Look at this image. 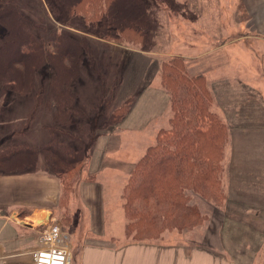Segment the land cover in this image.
Wrapping results in <instances>:
<instances>
[{"label": "rangeland", "instance_id": "374dc122", "mask_svg": "<svg viewBox=\"0 0 264 264\" xmlns=\"http://www.w3.org/2000/svg\"><path fill=\"white\" fill-rule=\"evenodd\" d=\"M115 1L117 8L123 10L125 2ZM17 2L22 15L38 24L35 28L37 35L34 33L36 37L44 38L58 28L86 47L78 48L75 53L80 58L74 96L75 103L83 113L78 112L71 117V130L76 135L72 139L75 142L72 147H80L83 151V154H78V158L81 157L79 162H71L70 166L61 162L55 173L45 164L47 151L43 148L52 137L50 128L54 125L55 106L52 100L44 103L41 100L34 108L33 98L41 89L38 80L49 75L47 66L39 71V75L35 69L36 63L31 67L25 66L24 62L11 67L17 72V81L22 90L30 81L35 82L27 95L18 96L7 86L0 87V145L4 138H10V131L23 130L24 134L18 137L20 142L39 144L34 146L39 149L37 163L30 165L31 170L27 171L56 179V173L60 172L67 176L69 174L68 178H71V191L65 194L61 186L60 195H64L62 204L58 200L46 213H35L32 216L35 223L41 222L38 215L45 213V219L52 218L68 234L72 263L75 248L80 244L101 242L93 239L91 234H84L87 228V222L83 219L86 212H82L85 208L79 199L80 184L92 176L102 191L105 215L102 228L106 237L102 241L117 246L137 242L127 237L124 230L121 189L136 161L155 142L158 130L168 126L171 116L168 95L167 102L161 101L160 112L153 120L142 115V112L147 106H158V94H153L154 97L139 95L143 94V89L149 83H155L151 87L166 92L160 79L162 64L180 57L187 77H202L210 98V111L227 126V137L222 144L223 170L218 179L223 194L219 201L194 198L202 215L200 223L185 230H166L156 239L148 241L152 244H180L186 250L203 247L212 253L222 252L224 255L233 252V258H247L251 262L252 257L244 255V248L246 243H249L250 250L260 245V239L251 234V230L261 225L250 219L264 216V96L258 94L259 89H251V85L261 79L257 78V74L254 76L257 65L249 62L251 39L246 38L244 29L229 34V27H188L192 17L194 22L196 20V9L186 11L182 17L183 0H143L146 11L142 18L143 25L132 27L130 32H120L117 36L114 29L99 27L96 18L83 21L69 16V23L61 24L58 21L64 16L61 13L55 17L50 14L45 0ZM217 18L221 20L217 24H222L221 16L217 14ZM2 34L0 27V38ZM13 47L11 41H6L3 55ZM260 52H264V49ZM204 71L213 73L206 76ZM136 72L144 77V81L137 79L139 74H133ZM149 77L153 79L148 83L146 79ZM129 83L134 85L131 87ZM46 97L51 98L50 94ZM138 98H141V108L125 120ZM89 111L93 115L91 122H80L79 117L85 113L88 115ZM144 123L148 124L136 127ZM151 124L157 127H150ZM132 129L141 131L134 134ZM27 165L15 162L10 169L21 172ZM28 215L29 211L26 210L19 212L17 218ZM15 218L13 216L12 219ZM247 221L252 226L248 241L244 225ZM29 232L32 233L31 230ZM33 234L37 235L34 231Z\"/></svg>", "mask_w": 264, "mask_h": 264}, {"label": "trees", "instance_id": "16d2710c", "mask_svg": "<svg viewBox=\"0 0 264 264\" xmlns=\"http://www.w3.org/2000/svg\"><path fill=\"white\" fill-rule=\"evenodd\" d=\"M123 1L124 9H120L123 12L117 8L115 0H45V3L54 17L59 13L64 16L58 21L61 24H68L69 16L83 21L96 18L99 27H110L119 36L120 32H130L132 27L143 25L142 18L146 14L143 0ZM0 4V27L3 30L0 87L7 86L18 96L29 93L35 82L30 81L22 90L17 72L11 70L16 64L24 62L25 66L31 67L36 63L38 75L45 66L51 71L46 78L38 80L41 89L34 95L33 106L41 100L43 103L52 100L55 106L54 125L50 128L52 137L43 148L47 151L43 150L45 164L55 173L61 162L70 166L71 162L81 160L79 152L83 154L80 147H72L76 135L71 130V117L83 113L74 96L80 58L75 53L78 48L86 47L58 28L44 38L36 37L34 33L38 24L22 15L17 0H0ZM6 41H11L14 47L3 55ZM162 65L160 79L171 104L169 124L158 130L155 142L136 161L121 192L124 230L127 237L138 243L156 239L166 230H185L195 226L202 221V215L194 198L219 201L223 194L218 179L223 170L222 144L227 137V126L210 111V98L201 76L187 77L180 57ZM48 94L51 98L46 97ZM20 136L21 131L15 132L13 138L18 143L13 141L0 149V167L6 172L15 170L10 169L15 162L28 164L22 171L36 163L39 149L26 141L20 142ZM56 176L63 192L71 191L69 174L58 172ZM92 180L91 176L86 181ZM63 197L60 195V204Z\"/></svg>", "mask_w": 264, "mask_h": 264}, {"label": "crops", "instance_id": "0c3cea01", "mask_svg": "<svg viewBox=\"0 0 264 264\" xmlns=\"http://www.w3.org/2000/svg\"><path fill=\"white\" fill-rule=\"evenodd\" d=\"M181 6L182 17L186 11L191 12L196 9V20L194 22L192 17L191 22L187 24L188 27H229V34L244 29L246 38L251 39L249 62L257 65L254 76L256 77L257 74L259 75L257 78L260 77L261 79L260 82L252 84L251 89H259L258 94L264 96V52H260L262 48L264 49V0H183ZM215 13L221 16L222 24H217L221 20L217 18ZM200 32L203 33L202 30ZM184 56L187 57L188 55ZM211 73L213 72H203L206 76ZM133 74L129 76H133ZM140 76L139 74L137 79H140L141 82L144 81V77ZM152 79V77H149L146 81L149 83ZM152 84L149 83L143 89V94L139 95V97L144 95L154 97L153 94H158L156 99L159 102L158 106H147L143 109L142 115H146L147 118H150L149 120L151 118L153 120L159 114L161 101L162 103L167 102L166 92L151 87ZM129 85L132 87L134 83H129ZM140 99L138 98L137 102L134 101L125 120L131 118L136 110L141 108L139 107ZM79 119L80 122L88 121L87 123H90L93 115L89 111L88 115L85 113ZM147 124L144 123L136 127L141 128ZM42 127L44 129V124H42ZM150 127L157 126L151 124ZM19 131L22 135L24 134L23 130ZM132 131L135 134L141 130L134 131L132 129ZM14 133L15 130L10 131V138L3 139L2 145L6 144L4 146L0 145V149L14 142L18 143L14 141ZM27 170L31 169L21 172H6L0 167V246L3 255L0 264H32L31 257L28 254L29 249H34L39 245L37 235L33 234V231L36 234L37 232L36 220L32 216L41 211H45V213L49 211L52 206L56 205L60 197V180L50 175ZM79 191L80 202L85 208L82 212L88 214L85 213L83 218L87 222L84 234H91L93 239L101 240V242L80 244L75 248V260L73 263L70 260V264H264V216L250 219L251 222L259 223L260 227L254 228L248 221L244 222L246 241L249 239L250 227L253 229L251 234H255L256 238L261 241L260 245L253 250L249 249V243L245 245L244 255L252 257L251 262L247 258L246 260H242L240 257L238 259L233 258V252L224 255L222 252L212 253L203 249V247H193L186 250L180 244L132 242L117 246L102 241L106 237L103 232L104 228H102L105 215L101 187L93 180L90 182L84 181L80 184ZM26 210L29 211L28 216L17 218L19 212ZM45 213L38 216L45 219ZM13 216L16 217L15 220L12 219ZM235 222L242 224L239 220Z\"/></svg>", "mask_w": 264, "mask_h": 264}, {"label": "built area", "instance_id": "2783aa9c", "mask_svg": "<svg viewBox=\"0 0 264 264\" xmlns=\"http://www.w3.org/2000/svg\"><path fill=\"white\" fill-rule=\"evenodd\" d=\"M38 229L39 246L29 255L32 264H69L71 260L70 243L64 231L53 220H45ZM0 247V260L2 259Z\"/></svg>", "mask_w": 264, "mask_h": 264}, {"label": "bare ground", "instance_id": "6f19581e", "mask_svg": "<svg viewBox=\"0 0 264 264\" xmlns=\"http://www.w3.org/2000/svg\"><path fill=\"white\" fill-rule=\"evenodd\" d=\"M65 233V232H64ZM66 234V233H65ZM67 238H68V235L66 234ZM68 241H69V238H68Z\"/></svg>", "mask_w": 264, "mask_h": 264}]
</instances>
